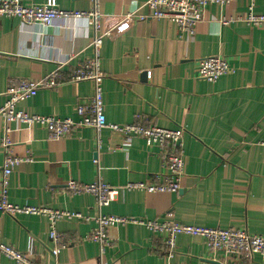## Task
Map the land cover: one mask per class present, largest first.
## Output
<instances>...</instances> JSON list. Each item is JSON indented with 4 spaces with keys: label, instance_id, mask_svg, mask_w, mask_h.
<instances>
[{
    "label": "crops",
    "instance_id": "crops-1",
    "mask_svg": "<svg viewBox=\"0 0 264 264\" xmlns=\"http://www.w3.org/2000/svg\"><path fill=\"white\" fill-rule=\"evenodd\" d=\"M43 4L48 0H22ZM64 11H89V0H49ZM145 0H102L103 31L139 10ZM251 5L264 15V0H235L221 8L211 5L195 34L178 31L168 20L136 22L123 34L105 39L101 68L108 123L132 124L138 117L164 129H186L185 174L178 193L123 190L110 206L99 211L90 194L71 195L70 180L92 183L99 178L113 187L160 182L164 171L159 151L132 138L127 141L104 129L99 139L92 128L50 141L46 129L11 124L14 153L32 161L17 167L10 177L9 201L42 206L89 217H129L172 221L209 229H235L264 236V26L239 21ZM221 17L232 23L223 26ZM87 19H57L51 27L0 19V109L11 81L39 80L68 56L61 84L40 90L17 105L29 115L78 120L77 103L91 97V82H69V73L93 56L92 29ZM221 56L234 72L211 83L197 78L198 61ZM5 123L0 117V143ZM3 153L0 147V179ZM45 217L0 213V240L38 264H220L200 237L180 236L172 257L160 236L141 225L109 231L113 246L101 257L99 245L88 237L96 223L61 220L57 229L69 242L54 256ZM217 262V263H216ZM0 264H15L0 257ZM264 264L256 255L247 262Z\"/></svg>",
    "mask_w": 264,
    "mask_h": 264
},
{
    "label": "built area",
    "instance_id": "built-area-1",
    "mask_svg": "<svg viewBox=\"0 0 264 264\" xmlns=\"http://www.w3.org/2000/svg\"><path fill=\"white\" fill-rule=\"evenodd\" d=\"M89 11H64L56 7L51 1L43 4H34L22 0H0V19H19L25 24H39L44 28L51 27L57 19H87L92 29L90 48L93 56L90 60L76 65L69 73V82L79 83L88 81L93 84L94 91L91 97L81 99L77 103L78 120L70 118L60 119L52 116L29 115L18 111L17 105L36 96L40 90L54 89L61 84L64 66L71 64L74 54L68 56L65 63L60 64L53 72L39 80L22 79L11 81L6 89V101L0 109V117L5 123V132L2 136L0 147L3 153L2 176L0 179V213L16 217L18 215L38 216L48 218L49 240L54 244L51 252L57 256L61 249H66L69 242L65 240L57 229L61 220H79L94 222L96 228L88 237L89 240L99 245L100 256L113 246L114 242L109 231L119 226L129 224L144 226L150 235L160 236L165 254L172 257L176 250L177 239L180 236L200 237L204 239L206 247L213 255L221 254L224 257L220 264L230 261L238 263L251 261L254 256L264 258V236L251 235L247 231L235 229H209L181 225L172 221H152L129 217L106 216L99 212L97 217H89L80 213L58 211L42 206L16 205L9 201L10 177L13 171L24 163L32 161L30 157L19 156L14 153V142L9 133L11 124L20 123L28 126L38 125L49 133L50 141H59L69 137L81 128H92L97 139L104 129L119 135L129 141L139 138L159 151L162 160L163 172L160 182H140L128 184L126 187H113L107 185L100 178L92 183H79L70 180L67 183L69 194H90L96 200L99 211L113 203L121 192L143 191L148 193H178L181 190V181L185 174L186 157L184 137L186 129L182 126L173 129L160 128L151 122L138 117L132 124L116 125L108 123L105 115V98L103 81L105 74L101 68V50L105 39L128 31L136 22L151 20H168L173 22L178 31L187 35L195 34L196 27L204 20L207 9L217 4L221 8L230 5L235 0H145L143 7L147 14L139 10L122 17L111 28L103 31V15L101 10L102 0H89ZM255 6L251 5L246 16L239 21L247 23L253 28L264 26V15L255 13ZM223 26L232 22L221 17ZM197 78L211 83L217 82L221 77L232 74L234 69L231 63L221 56H210L198 61ZM0 257H5L15 264H38L32 253H23L0 240ZM217 263V262H216Z\"/></svg>",
    "mask_w": 264,
    "mask_h": 264
}]
</instances>
